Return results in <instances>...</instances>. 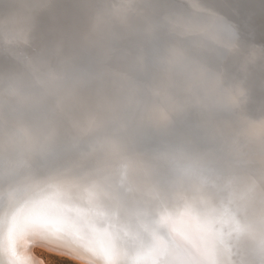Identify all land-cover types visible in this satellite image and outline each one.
Segmentation results:
<instances>
[{
  "label": "clouds",
  "instance_id": "obj_1",
  "mask_svg": "<svg viewBox=\"0 0 264 264\" xmlns=\"http://www.w3.org/2000/svg\"><path fill=\"white\" fill-rule=\"evenodd\" d=\"M29 2L0 0V185L16 162L19 190L32 161L82 153L118 169L144 133L167 137L163 163L181 167L202 152L264 153V108L252 107L264 45L237 29L210 52L188 48L190 33L163 24L166 0H45L28 16ZM241 239L247 264H264Z\"/></svg>",
  "mask_w": 264,
  "mask_h": 264
},
{
  "label": "snow or ice",
  "instance_id": "obj_2",
  "mask_svg": "<svg viewBox=\"0 0 264 264\" xmlns=\"http://www.w3.org/2000/svg\"><path fill=\"white\" fill-rule=\"evenodd\" d=\"M260 5L257 22L233 20L208 7L206 0H166L173 15L165 17L163 24L190 33L186 47L210 52L225 36L238 39L237 29L240 37L254 43L257 23L259 39L264 40V0ZM46 6L45 0H31L23 8L31 16ZM40 23L46 27L47 17L41 16ZM253 89L260 97L258 103L254 100V108H264V83L253 84ZM166 143L165 136L142 134L129 149L135 159L124 158L118 169L111 159L104 168L83 164L88 153L70 161L58 157L25 166L26 183L4 214L10 264H28L19 251L26 238L49 235L91 252H97L95 245L103 240L99 251L108 264H126L122 247L134 250L137 246H147L163 257L158 264H247L250 250L241 239L245 234L264 255V153L218 157L202 152L201 162L181 167L163 163L168 159L161 150ZM21 166L14 163L0 187L16 186V169ZM151 194L167 201L170 211L158 218L148 212L154 207ZM136 204L145 211L129 220L128 210ZM122 221L135 234L123 245L114 230Z\"/></svg>",
  "mask_w": 264,
  "mask_h": 264
},
{
  "label": "bare ground",
  "instance_id": "obj_3",
  "mask_svg": "<svg viewBox=\"0 0 264 264\" xmlns=\"http://www.w3.org/2000/svg\"><path fill=\"white\" fill-rule=\"evenodd\" d=\"M14 2L20 3V0H14ZM206 4H207L208 7L217 10L218 12L228 16L231 19H232V14L233 13L237 14V15H243V16H247V17H250V18H254L256 20H258L260 18V16H261L260 0H242V2H241V0H206ZM222 22L227 23L226 21H222ZM258 39H259V36L256 37V39L254 41L255 44L261 45V44L264 43V41L258 40ZM258 102H259V100L256 103H258ZM254 107H255V104L253 105V108ZM68 160L70 161L71 158H68ZM3 189H5V190L7 189L8 191H5ZM2 190H3V192L1 194V198L4 197L5 199L4 198L3 199L0 198L1 201H2V203L0 202V208L2 209V210H0L1 211L0 212V218H1L0 225L2 226L3 232L4 231L6 232V228L7 227H6V224L4 222V214H5L6 207H7L8 203H9V201H10L8 198H9V196H11L10 194L13 193L14 191L17 194L18 190H17L16 186H12L10 188L0 187V193H1ZM4 194H6L5 195L6 197L4 196ZM13 195H14V193H13ZM151 199L154 202V207H152L150 209H147V211L150 212L151 214L157 216V218L161 214H165V213L170 211L169 204H165L163 202L165 200L160 199L158 195L156 197L151 198ZM155 200H157V201H155ZM144 211H145L144 207L142 205H140V204H136V205L130 206V208L128 210V219L129 220H134L138 214L143 213ZM120 225L123 226L125 232H122L123 230H120L119 228H116V227L114 228V230H117L120 233V236L122 237V245H123V243L125 241L130 240V239H134L135 238V234L129 233L127 222H123L122 221L120 223ZM125 233H128V235H125ZM49 236H51V238H47ZM49 236H47L46 238L47 239H52L53 241H56V243H58L57 246L60 245L59 244L60 242H62V243L65 242V241L59 239L58 237H56L54 235H49ZM34 241L35 240H33V242ZM36 241H37V239H36ZM102 241L103 240H101L100 243H98V245L97 244L95 245V247L98 250L97 252L87 251V250H85L83 248H80L79 246H75V245L70 246L69 244H67L65 242L66 244H64V245L67 248H66V250H64L65 251L64 255H68L69 257L73 258L74 260L78 259L77 256L81 257L82 260H80V259L77 260L78 262H80V264H108L107 258L103 255V253H101L99 251V249L102 247V245L104 243V241L103 242ZM24 242H26V240ZM36 245H38V243H35V242L28 244L26 246V247H28V250H29L28 253H32V249ZM61 245H63V244H61ZM55 246H56V244H55ZM38 247H39V249H41V247L39 245H38ZM145 247H147V246H145ZM144 249H145L144 247H139V249H138V246L134 250H129V248H127V247H122L121 250H122V252L124 251L123 252V255H124L123 257H124V260H125L126 264H135L136 261H138V260L140 261V260H143V259H144V264H158V261L160 259H163L162 257H158L154 253H152L150 249L147 250V251H144ZM45 250L47 251V249H45ZM51 251H52V248L50 249L49 252H51ZM136 251L138 253H136ZM20 253H22V256L27 259L28 264H47L44 259L40 258L39 256H37V255H35L33 253H32L33 255L32 254H28V253L27 254L23 253L22 249H21ZM151 253H152V255H150ZM75 254H77V255H75ZM83 259H84V261H83ZM85 261H87V263Z\"/></svg>",
  "mask_w": 264,
  "mask_h": 264
},
{
  "label": "rangeland",
  "instance_id": "obj_4",
  "mask_svg": "<svg viewBox=\"0 0 264 264\" xmlns=\"http://www.w3.org/2000/svg\"><path fill=\"white\" fill-rule=\"evenodd\" d=\"M3 190H5V189H3ZM3 190L1 191V193H0V198H1V194H2V192H3ZM5 191H8L7 189L5 190ZM13 193H14V195H13ZM13 193H11L10 195L11 196H9V200L10 201H12V200H14L15 199V197H16V192L14 191ZM6 194H4V196H5ZM6 197V196H5ZM14 199H13V198ZM4 198V197H3ZM3 198H1V199H3ZM1 199H0V202L2 203V201H1ZM5 199V198H4ZM0 210H1V208H0ZM1 212V211H0ZM0 221H1V218H0ZM115 227L116 228H119L120 230H123L122 232H125V230H124V228H123V226H121L120 225V223L119 224H117V225H115ZM0 229H2V226L0 225ZM1 231V230H0ZM6 233H7V228H6ZM42 238V239H41ZM31 237V238H27V239H25L26 240V242H22V245L20 246V249H19V251H21V249H22V252L23 253H28L29 252V250H28V247H26L28 244H30V243H38V245L41 247V249H39V247H38V245H36L33 249H32V253L33 254H35V255H37V256H39L40 258H42V259H44L45 261H46V263L47 264H80V262H78L77 260H82V258L81 257H79V256H77L78 257V259L77 260H74L73 258H71V257H69L68 255H64L65 254V251L64 250H66V246L64 245V244H66L65 242L64 243H62V242H60L59 244V246H57V244L58 243H56V241H53L52 239H47V238H51V236H49V237ZM36 239H37V241H36ZM33 240H35L34 242H33ZM39 240V241H38ZM30 241V242H29ZM49 241V242H48ZM100 241L101 240H99V241H97V245H98V243H100ZM29 242V243H28ZM103 242V241H102ZM7 243H8V240H7ZM55 244H56V246H55ZM61 244H63V245H61ZM7 246V245H6ZM55 246V247H54ZM54 247V248H53ZM58 247V248H57ZM139 247L140 246H138V249H139ZM52 248V251L51 252H49L50 251V249ZM144 251H147V250H149V248H147V247H145L144 246ZM45 249H47V251L45 250ZM49 249V250H48ZM54 250V251H53ZM53 252V253H52ZM56 252V253H55ZM59 252V253H58ZM61 252V253H60ZM64 252V253H63ZM124 252V251H123ZM122 252V253H123ZM152 252V251H151ZM32 253H28V254H32ZM63 253V254H62ZM136 253H138L137 251H136ZM153 253V252H152ZM152 253L150 254V255H152ZM32 254V255H33ZM21 255H22V253H21ZM75 255H77V254H75ZM124 256V255H123ZM7 258H8V255H7ZM124 258V257H123ZM163 258V257H162ZM9 259V258H8ZM83 261H84V259H83ZM86 263H87V261H85ZM10 263V262H9ZM135 264H144V259L143 260H138V261H136V263Z\"/></svg>",
  "mask_w": 264,
  "mask_h": 264
},
{
  "label": "water",
  "instance_id": "obj_5",
  "mask_svg": "<svg viewBox=\"0 0 264 264\" xmlns=\"http://www.w3.org/2000/svg\"><path fill=\"white\" fill-rule=\"evenodd\" d=\"M232 15H234V16H232V19L233 20H235L236 19V17H238V18H249V19H252V18H250V17H247V16H243V15H237V14H232ZM260 19V18H259ZM259 19L258 20H256L257 22L259 21ZM259 33V23H257V26H256V35ZM257 36H259V34L257 35ZM256 36V37H257ZM258 40H260V39H258ZM262 41H264V40H262ZM264 44V43H263ZM260 99V97H259V92H257L256 93V95H255V103L258 101ZM158 194H151L150 195V197L151 198H153V197H156ZM155 201H157V200H155ZM165 204H168V202L167 201H163ZM168 206V205H167ZM2 210V209H1ZM1 230V232H0V264H10L9 262V259L7 258V254H6V245H7V233L4 231L3 232V230L2 229H0Z\"/></svg>",
  "mask_w": 264,
  "mask_h": 264
}]
</instances>
